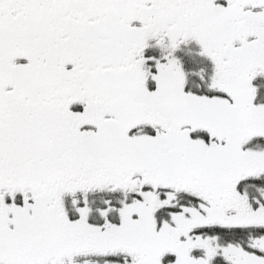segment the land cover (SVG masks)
<instances>
[{
    "label": "snow or ice",
    "instance_id": "snow-or-ice-1",
    "mask_svg": "<svg viewBox=\"0 0 264 264\" xmlns=\"http://www.w3.org/2000/svg\"><path fill=\"white\" fill-rule=\"evenodd\" d=\"M0 264H264V0H0Z\"/></svg>",
    "mask_w": 264,
    "mask_h": 264
}]
</instances>
